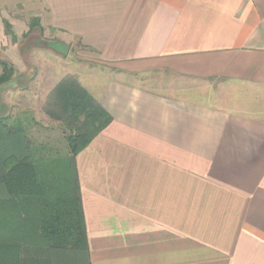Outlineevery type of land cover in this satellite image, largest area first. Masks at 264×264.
Returning a JSON list of instances; mask_svg holds the SVG:
<instances>
[{"label": "crops", "instance_id": "obj_1", "mask_svg": "<svg viewBox=\"0 0 264 264\" xmlns=\"http://www.w3.org/2000/svg\"><path fill=\"white\" fill-rule=\"evenodd\" d=\"M41 11L109 66L80 86L111 116L76 157L91 264H264V0H0V46Z\"/></svg>", "mask_w": 264, "mask_h": 264}, {"label": "trees", "instance_id": "obj_2", "mask_svg": "<svg viewBox=\"0 0 264 264\" xmlns=\"http://www.w3.org/2000/svg\"><path fill=\"white\" fill-rule=\"evenodd\" d=\"M5 32L15 38L7 21ZM0 64L2 87L13 80L16 69L5 61ZM61 89L59 121L69 129L65 162L71 168L49 165L56 148L38 144L23 122L0 117V199L29 201L38 208L35 237L1 240L0 264H91L76 157L111 116L85 89Z\"/></svg>", "mask_w": 264, "mask_h": 264}, {"label": "rangeland", "instance_id": "obj_3", "mask_svg": "<svg viewBox=\"0 0 264 264\" xmlns=\"http://www.w3.org/2000/svg\"><path fill=\"white\" fill-rule=\"evenodd\" d=\"M9 9L16 10L15 7ZM20 10L23 13L27 12L25 7ZM22 17L36 24V29L14 30L15 38L9 39L13 44L18 43V46H0V62L5 61L14 65L13 61H16L20 55H24L27 59L29 58L30 70L26 73L27 77L34 75L36 78L32 81L27 77L19 79L16 76L8 89L0 91V117H6L9 123L23 122L29 128V136L38 144L46 145L51 149L56 148V156L52 157L54 159L49 162V165L70 167V165L66 166L69 162H65L68 150L66 135L69 129H66L65 125L59 121L62 112H59L58 107H61L60 104L62 105L63 102L61 88L70 90L82 84H90L92 80L89 77L93 71L90 70L91 67L109 69V66L93 61L95 59L92 58V48L83 46L63 32L43 28V11L30 17L24 14ZM61 39H65V45H61ZM86 68V71H82ZM0 71H2L1 64ZM137 81L142 85L169 92H172L176 86L191 84L190 81L161 71L139 76ZM20 87L24 91H20L18 89ZM55 87L54 94L48 96L47 93ZM46 97L47 102L52 105V109L47 111L49 117H45L46 112L41 109L26 111L29 104L40 108ZM60 157L65 160L62 159L59 162ZM37 214L38 208L34 203L0 199V241L35 237Z\"/></svg>", "mask_w": 264, "mask_h": 264}]
</instances>
